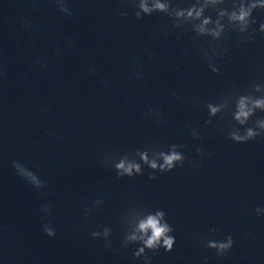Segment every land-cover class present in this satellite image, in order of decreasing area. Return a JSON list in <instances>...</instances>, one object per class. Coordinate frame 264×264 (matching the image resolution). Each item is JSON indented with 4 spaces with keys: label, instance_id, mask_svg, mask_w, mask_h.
Listing matches in <instances>:
<instances>
[{
    "label": "water",
    "instance_id": "obj_1",
    "mask_svg": "<svg viewBox=\"0 0 264 264\" xmlns=\"http://www.w3.org/2000/svg\"><path fill=\"white\" fill-rule=\"evenodd\" d=\"M176 2L188 7L190 0ZM68 4L71 17L53 0H0V69L6 73L0 80V264H142L133 258L139 245L113 255L103 240L91 238V232L110 227L112 248L119 249L120 218L137 205L163 210L174 228L173 251L148 252L152 264H264V217L254 211L264 207V140L233 143L226 138L231 113L206 126V108L194 104L264 81V36L257 31L254 43H243L229 33L216 42L228 48L227 55L218 49L220 58H213L222 73L217 75L201 56L212 42L193 43L190 29L166 32V16L136 20L132 7L118 0ZM118 8L128 12L127 19L116 15ZM253 18L258 29L264 13ZM22 20L33 25L30 31ZM130 57L139 63L133 66ZM150 108L163 113V123L145 117ZM154 143L185 144L184 155L202 166L185 162L157 173L154 181L145 168L143 175L118 180L101 162L105 153L122 155ZM198 147L204 157L197 156ZM14 160L46 187L36 190L20 178ZM96 200L104 203L93 208ZM46 204L52 215L42 220ZM48 222L54 238L42 230ZM197 235H231L235 243L228 256L217 258L197 243Z\"/></svg>",
    "mask_w": 264,
    "mask_h": 264
},
{
    "label": "clouds",
    "instance_id": "obj_2",
    "mask_svg": "<svg viewBox=\"0 0 264 264\" xmlns=\"http://www.w3.org/2000/svg\"><path fill=\"white\" fill-rule=\"evenodd\" d=\"M57 9L65 17H71L72 11L69 8L68 0H53ZM125 7H132L136 20H142L145 16L151 17L153 14H160L168 17L171 24L165 25L166 32L176 30H187L194 34L195 40L207 38L212 43L207 49H201V56L207 64L208 68L217 75H221L220 68L213 62V58L219 59L217 50L219 49L223 55L228 54V48L221 49L216 42L229 39V33H235L237 38L243 43H254L257 31L264 36V22H259L258 29L254 27L258 23L253 18V14L257 11L264 13V0H190L188 7H180L176 0H118ZM215 14L213 18L212 14ZM116 15L122 18H128V12L123 8L116 9ZM21 26L30 31L33 25L22 20ZM177 39H180L178 36ZM66 47L71 50L74 45L71 39H65ZM55 51L59 52L57 47ZM151 59H155V53L148 52ZM130 63L135 66L139 63L137 57H130ZM37 65L42 69H47V63L37 61ZM90 72L95 75V69L90 67ZM179 70V69H178ZM136 79H141L143 73L139 70L134 71ZM6 77V73L0 69V80ZM102 83H104L102 81ZM107 86V85H106ZM173 96L178 94L173 92ZM195 107L203 106L208 113V119L205 125H211L217 116L231 113L234 124L227 130L226 138L236 144H246L259 139L264 140V116L256 117V114L264 113V81H253L249 90L235 92L228 90L223 93L215 102H202L196 100ZM46 110V109H45ZM145 117H151L159 123L164 122L163 113L156 109L150 108ZM253 117L256 119L253 121ZM251 125V126H249ZM243 129V132H241ZM191 135L196 139H202L197 130L189 129ZM49 135L54 133L49 132ZM187 148L185 144H170L165 148L159 143L150 144L143 149H135L125 151L122 155L116 153H105L101 157L104 167L111 168L115 172L118 180L132 179L135 176L143 175L144 169L150 170L148 179L154 181L158 174H167L174 171L177 167L183 168L185 162L190 167H201L203 161L199 165H194L193 161L184 155L183 150ZM196 154L204 157L205 153L202 148H196ZM209 157L211 153L207 154ZM12 166L16 174L30 184L34 189L41 190L46 187L39 175L27 168L19 161H12ZM104 203L103 200H96L92 207L98 208ZM40 211L45 214L43 219L52 215V207L50 204L42 205ZM91 209H85V217ZM257 217H264V207H256L254 209ZM122 231L120 235V248H112L113 231L110 227H104L102 231L91 232L93 240H103L105 250H112L116 255L120 250L127 249L130 246L139 245L133 252V258L141 260L142 264H152L147 253L157 254L162 248L166 253H171L176 243L173 235L174 228L168 223L166 214L161 209L154 211L148 210L143 205H137L130 208L120 218ZM43 232L50 238L56 236V231L51 222L43 223ZM211 233L219 236V230L212 228ZM198 244H202L206 250L215 253L217 258L228 256L234 246V239L231 235H227L223 239H214L210 236H196ZM204 264H207L205 259Z\"/></svg>",
    "mask_w": 264,
    "mask_h": 264
}]
</instances>
